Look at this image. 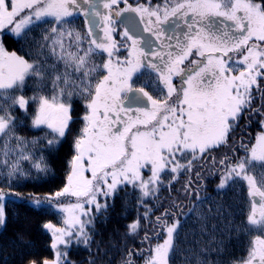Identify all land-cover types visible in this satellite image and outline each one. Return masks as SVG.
Here are the masks:
<instances>
[{
	"label": "snow or ice",
	"instance_id": "obj_1",
	"mask_svg": "<svg viewBox=\"0 0 264 264\" xmlns=\"http://www.w3.org/2000/svg\"><path fill=\"white\" fill-rule=\"evenodd\" d=\"M77 16L86 30L73 26ZM5 37L24 54L9 51ZM144 70L148 78L134 86ZM257 116L254 137L231 145L240 121ZM25 126L42 135H21ZM68 141L72 154L61 188L43 196L14 190L21 179L51 173L38 146L55 153ZM222 147L233 154L217 160L211 154ZM209 157L218 196L243 187L236 205L242 219L236 223L233 204L222 199L206 210L193 205L201 235L213 218L224 227L211 225V247L194 241L181 249L180 205L158 204L163 211L155 215L149 201L156 204L165 184L171 189ZM0 181V228L8 202L48 206L63 217L62 226L42 225L51 256L31 254L23 264H73L74 243L91 254L94 220L121 192L135 196L137 209L125 236L144 235L141 248H125L120 264H136L137 256L143 264H172L177 252L183 264H222L209 253L222 254L224 237L233 234L246 239L244 254L230 264H264V0H0ZM191 185L189 178L183 195L202 201L201 186L194 193Z\"/></svg>",
	"mask_w": 264,
	"mask_h": 264
},
{
	"label": "trees",
	"instance_id": "obj_2",
	"mask_svg": "<svg viewBox=\"0 0 264 264\" xmlns=\"http://www.w3.org/2000/svg\"><path fill=\"white\" fill-rule=\"evenodd\" d=\"M142 1V2H141ZM141 3H146V0H141ZM163 1V0H162ZM160 0H152L153 4L161 3ZM137 2V1H136ZM135 2V3H136ZM73 26L86 30L84 26L83 17L77 16L73 21ZM119 29H123L121 24H118ZM5 46L9 51H17L18 54H24L21 51V45L13 42V40L4 38ZM124 52V53H123ZM126 51H121L122 55H125ZM145 75L134 77L136 83L134 86L139 87L148 77V70H144ZM30 94V92H29ZM75 112L78 114L82 110V103L77 100L74 102ZM247 117V114H246ZM27 124L28 118L24 117ZM259 117H253L249 124L247 118L240 121V127H238L232 134L230 144L236 147L239 146V142L243 139L248 142L250 137H254L255 133L259 130L258 127ZM78 127V125H77ZM243 129V131L241 130ZM20 134L27 136L28 138L38 137L42 135L39 130L31 129L28 127H22ZM36 154H43L46 156L48 163L52 169L51 173L41 180L21 179L14 184V190L27 196L29 193H34L43 196L46 193L54 192L61 188L64 184L65 174L67 171V161L71 157L70 141L65 142L63 146L55 153H50L42 146H38ZM225 153L232 155L230 148L222 147L214 151L211 155L215 156L217 160ZM240 155H243V150L239 151ZM207 161H210L211 157ZM206 161H202V165ZM195 167V171L201 173V178L197 180L195 171L191 174L182 173L178 180L173 183L171 189L165 184L160 192V200L153 204L149 201V206L154 208L155 215H159L163 211V208H159L158 204H163V207H170L172 202L175 201L180 205L177 208L176 214L179 217L182 228L180 231L179 243L181 249L194 246V241H200L199 247H204L212 240L210 234L211 225L216 224L218 228L223 229L224 223L215 218L209 221V232L201 235L199 231V224L197 222L198 217L196 211H189L193 205H201L203 209H207L210 206L214 207V200H223L226 204H233L234 215L232 219L239 223L242 219L239 208L236 207L239 204L240 198L244 195L243 187L239 189H229L222 197L218 196L216 190V184L219 182L217 176L202 177L205 167ZM149 175V172H145V176ZM191 178L192 185L196 188L200 185L199 195L202 197V201H197L195 195L192 197H185L183 195V188L185 183ZM197 181L200 183L198 184ZM3 183V181H0ZM197 184V185H196ZM205 187V188H203ZM7 191V189H5ZM13 198H9L11 201ZM125 200L129 201L125 206ZM235 201V203H233ZM142 214L143 209H140ZM137 215V209L135 207V196L129 194L127 197L124 192L115 199L112 206L103 215H98L94 220L93 225V243L91 245V254L89 249L84 245L73 244L69 249V260L73 264H88L89 259L94 258L96 264H120L121 256L128 249H139L142 247L140 238L143 237L144 231L142 230L137 237H126V226ZM62 215L57 213L54 208L48 206H42L41 208H33L26 203L19 201L7 203V222L6 225L0 228V264H23L24 260L31 254H38L39 256H51V250L48 248L50 243V234L47 233L42 225L45 222H52L57 226H62ZM154 219V216H153ZM187 234V240L185 235ZM216 238L220 239V233L217 232ZM225 239V250L219 256L215 252L209 253L212 260L222 261V264H230L232 258H238L244 254V242L245 237H236L235 234L229 239ZM99 244L101 253L97 254L96 248ZM104 250H107V255H104ZM136 264H141L143 257H135ZM172 264H183V253L177 252L172 259Z\"/></svg>",
	"mask_w": 264,
	"mask_h": 264
},
{
	"label": "rangeland",
	"instance_id": "obj_3",
	"mask_svg": "<svg viewBox=\"0 0 264 264\" xmlns=\"http://www.w3.org/2000/svg\"><path fill=\"white\" fill-rule=\"evenodd\" d=\"M137 0H130V2L131 3H133V4H135V2H136ZM141 1V0H140ZM160 1H162V0H160ZM142 2V1H141ZM163 2V1H162ZM161 2V3H162ZM101 9H102V4H101ZM120 27L119 26H117V34L115 35V39L117 40V41H119L120 40V36H119V33H122L123 31H124V29H119ZM101 35H102V33H101ZM121 51H123V49H121ZM124 53V52H123ZM126 54L125 55H122L121 53H120V55H121V57H124V56H127V52H125ZM202 161H204V160H201V161H198L197 162V167H199L200 165H202L203 163H202ZM205 167V170H204V174L202 175V177H213L214 175H211L210 173L213 171V169H212V165H210V161H207V162H205V164L204 165H202L201 167ZM149 175H150V173H149ZM197 183L199 184L200 182L199 181H197ZM197 185V184H196ZM192 188H193V190L196 188L195 186H191ZM203 188H205V187H203ZM65 203H67V200L65 201ZM156 241H155V239H153V243H155ZM141 264H143V261H142V263Z\"/></svg>",
	"mask_w": 264,
	"mask_h": 264
},
{
	"label": "water",
	"instance_id": "obj_4",
	"mask_svg": "<svg viewBox=\"0 0 264 264\" xmlns=\"http://www.w3.org/2000/svg\"><path fill=\"white\" fill-rule=\"evenodd\" d=\"M134 15V14H133ZM137 21H139V17H136ZM122 25V24H121ZM123 26V25H122ZM140 28L143 29V25H140ZM145 37H149L151 36V33L145 32L143 33ZM151 38L155 41V38L153 36H151Z\"/></svg>",
	"mask_w": 264,
	"mask_h": 264
},
{
	"label": "flooded vegetation",
	"instance_id": "obj_5",
	"mask_svg": "<svg viewBox=\"0 0 264 264\" xmlns=\"http://www.w3.org/2000/svg\"><path fill=\"white\" fill-rule=\"evenodd\" d=\"M143 25V24H142ZM143 27H144V25H143ZM124 29V28H123ZM154 38H155V36H153ZM157 45H158V42H157Z\"/></svg>",
	"mask_w": 264,
	"mask_h": 264
}]
</instances>
